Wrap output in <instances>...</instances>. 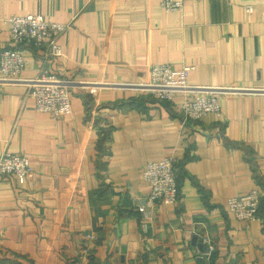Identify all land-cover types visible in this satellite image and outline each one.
I'll list each match as a JSON object with an SVG mask.
<instances>
[{"label": "crops", "instance_id": "crops-1", "mask_svg": "<svg viewBox=\"0 0 264 264\" xmlns=\"http://www.w3.org/2000/svg\"><path fill=\"white\" fill-rule=\"evenodd\" d=\"M162 1L0 0V52L12 15L72 25L58 36L63 56L21 45L22 77L0 71V155L23 153L33 170L19 190L0 177V264H264V94L253 92L264 90V0H177L174 12ZM153 64L249 92L224 96L220 118L186 121L181 94L122 89ZM45 67L69 87L73 112L60 120L30 95ZM172 155L180 200L153 202L142 169ZM253 188L259 218L237 220L227 199Z\"/></svg>", "mask_w": 264, "mask_h": 264}, {"label": "built area", "instance_id": "built-area-1", "mask_svg": "<svg viewBox=\"0 0 264 264\" xmlns=\"http://www.w3.org/2000/svg\"><path fill=\"white\" fill-rule=\"evenodd\" d=\"M161 7L166 12L180 11L184 3L177 0H163ZM249 12H253L251 6ZM10 27V45L0 52V71L8 79H20L27 68L20 51L21 45L41 47L45 60L61 57L64 52L58 43V36L72 25L47 20L43 14H16L8 19ZM193 66L177 68L170 64H153L148 81L131 83L122 88L134 94H153L161 100H172L176 94L183 96L179 103L184 120L198 122L205 115L222 117V99L230 94H245L249 90L241 87L197 86L189 83ZM30 95L35 100V108L41 113L49 114L53 120L70 115L73 105L69 87L55 78L48 69L43 70L28 82ZM115 88V87H114ZM264 94V90L253 91ZM179 161L176 156H168L160 161H150L142 169V181L150 186L148 199L162 202L165 205L177 204L180 200ZM30 159L23 153H13L5 149L0 155V177L12 180L16 190L24 186L32 175ZM262 193L253 188L243 196H232L227 199V207L233 216L240 221H252L259 218ZM144 212V207H139ZM0 234V251L2 247ZM205 256L211 257L216 246L211 238H204Z\"/></svg>", "mask_w": 264, "mask_h": 264}, {"label": "trees", "instance_id": "trees-1", "mask_svg": "<svg viewBox=\"0 0 264 264\" xmlns=\"http://www.w3.org/2000/svg\"><path fill=\"white\" fill-rule=\"evenodd\" d=\"M178 167H179V181H180V178L182 177V172H184L183 171V165H182V163H181V160L179 161V165H178ZM180 187V186H179Z\"/></svg>", "mask_w": 264, "mask_h": 264}]
</instances>
